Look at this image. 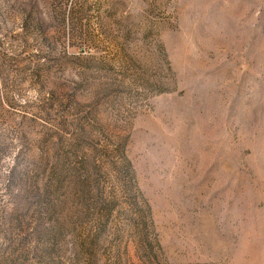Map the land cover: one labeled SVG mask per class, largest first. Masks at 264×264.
I'll return each instance as SVG.
<instances>
[{
    "label": "rangeland",
    "instance_id": "1",
    "mask_svg": "<svg viewBox=\"0 0 264 264\" xmlns=\"http://www.w3.org/2000/svg\"><path fill=\"white\" fill-rule=\"evenodd\" d=\"M0 264H264V0H0Z\"/></svg>",
    "mask_w": 264,
    "mask_h": 264
}]
</instances>
